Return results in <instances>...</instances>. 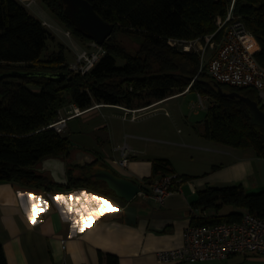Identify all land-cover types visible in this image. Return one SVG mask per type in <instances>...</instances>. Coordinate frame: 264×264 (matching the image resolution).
I'll list each match as a JSON object with an SVG mask.
<instances>
[{
	"label": "trees",
	"instance_id": "1",
	"mask_svg": "<svg viewBox=\"0 0 264 264\" xmlns=\"http://www.w3.org/2000/svg\"><path fill=\"white\" fill-rule=\"evenodd\" d=\"M98 14L115 24L113 35L102 45L107 54L86 75L71 72L66 47L46 55L55 37L43 21L18 0H0V182H19L30 188L58 186L39 172L47 158H71L74 145L49 126L60 111L76 105L81 111L96 105L143 109L184 93L190 88L212 103L205 120V137L239 149L253 148L264 158V128L252 124L250 107L240 98L223 96L211 76L201 72V54L169 45L170 39L190 42L215 34L217 20L234 14L245 22L260 45L256 57L264 67V0H89ZM51 13L72 33L93 41L65 15L61 0H42ZM118 23L122 24V28ZM122 33L140 44L136 53L117 40ZM223 32L216 34L221 40ZM122 61V63H120ZM67 74L65 80L57 75ZM211 80H209V78ZM62 78V77H61ZM224 93H239L259 103L255 90L219 84ZM98 161L96 162V164ZM94 164V165H96ZM68 168L69 184L63 188H90L114 195L106 182ZM176 173L168 159L154 161L152 184L158 176ZM149 194V190L143 187ZM196 205L220 212L225 206L246 210L264 218V190L254 193L242 184L209 187L198 193ZM241 211L196 220L193 225L239 221ZM114 263L113 257L109 258ZM0 264H8L0 245Z\"/></svg>",
	"mask_w": 264,
	"mask_h": 264
},
{
	"label": "crops",
	"instance_id": "2",
	"mask_svg": "<svg viewBox=\"0 0 264 264\" xmlns=\"http://www.w3.org/2000/svg\"><path fill=\"white\" fill-rule=\"evenodd\" d=\"M256 43L259 51L257 40ZM192 95L199 98L193 108L209 109L212 101L209 99L206 108H201L200 94L189 88L180 95L154 104L150 108L152 110L143 111L137 121L124 120L125 107L101 104L81 111L79 116L67 122L64 135L69 132L67 137L73 145L72 136L78 137L80 132L68 131L69 123L80 120L78 123L84 130L88 125L84 126L83 121L89 124V147L86 146L87 141H78L71 158H61L69 162L68 168L73 166L70 162L75 160L77 154L86 152L95 157L94 164L98 161L96 165L93 164L95 170H110L148 188L149 194L144 192L131 203L137 208L135 224L128 223L125 209L111 196L90 188L54 186L40 189L26 187L15 181L0 182V245L3 246L8 264H61L64 261L67 264H110V257H113L114 263L117 260L118 264H158V252L182 246L187 229L196 220L237 211L247 212L237 208L224 212L225 207L220 212L204 211L196 205L198 193L209 187L242 184L250 192L264 190V158L259 157L253 148L239 149L207 139L205 128L202 132L197 131L198 125L205 127V121L200 124L194 119L199 118L202 112H195L193 118V115L184 111V103H179L180 108L174 107L173 112L168 109L169 103L179 102ZM76 107L72 104L62 109L58 121L68 118L71 111L67 110ZM95 112L101 115L95 116ZM160 112H164L172 122L186 121L193 132L184 136L183 142L158 139L156 136L160 130L165 131L164 127H160L159 122L143 119L149 114ZM88 115L91 117L89 122L82 120ZM158 144L181 147L190 163L179 166L165 150L159 149ZM124 148H127L129 161L126 167H121L117 161L124 158ZM197 155L200 161L194 163ZM157 159L170 160L176 174L184 179L175 187L176 192L167 198L163 207H159L152 198L151 185L145 183L146 179L153 176L154 161ZM85 168L90 171V166ZM83 192L95 196L100 203H88L83 197L78 202L76 197ZM29 194L37 198L38 207H33ZM58 194L65 196L68 203H58L54 199ZM44 201L47 202L46 207ZM69 205L72 211H69ZM85 207L95 209L98 215H88ZM78 220L79 224L76 223ZM63 240H66V245ZM207 263L264 264V256L235 255L223 261Z\"/></svg>",
	"mask_w": 264,
	"mask_h": 264
},
{
	"label": "built area",
	"instance_id": "3",
	"mask_svg": "<svg viewBox=\"0 0 264 264\" xmlns=\"http://www.w3.org/2000/svg\"><path fill=\"white\" fill-rule=\"evenodd\" d=\"M27 8L37 4L36 0H25ZM218 30L211 35L214 40L217 33L224 30L223 43L217 53L208 63L211 78L218 84L235 88L253 89L259 97V106L264 109V67L256 57L257 50H252L247 38L255 42V36L248 30L242 18L235 16L234 5L231 7L227 18L218 20ZM45 25V24H44ZM68 38L72 39L69 31ZM170 44L182 42L170 39ZM174 42V44H173ZM93 50H80L75 63L69 66L71 72L88 74L95 65L107 54L105 48L94 42ZM185 52H191V46L185 45ZM205 65V52L201 56V71ZM206 96L200 95V107L206 108ZM154 105L143 109H125L124 120L137 121L143 111L152 110ZM81 110L75 108L68 118L61 119L49 126L57 133L62 134L70 118L79 116ZM127 148H124V158L117 161L121 167L128 164ZM183 178L176 174L163 175L151 185L152 198L159 207H163L167 198L172 196L175 187L183 182ZM66 245V240H63ZM264 256V218L250 212H244L239 221L221 222L217 224L191 225L185 234L184 244L180 247L162 250L157 254L158 264H196L226 260L235 255ZM61 264H67L66 261Z\"/></svg>",
	"mask_w": 264,
	"mask_h": 264
},
{
	"label": "rangeland",
	"instance_id": "4",
	"mask_svg": "<svg viewBox=\"0 0 264 264\" xmlns=\"http://www.w3.org/2000/svg\"><path fill=\"white\" fill-rule=\"evenodd\" d=\"M18 1L21 2L26 7V4L24 3L25 0H18ZM36 3L37 4H33L32 7H30V8L26 7V8L28 9V11L32 15L41 19L43 21V23L45 24V26L50 30V32L55 37L54 40H51V42H49V49H48L46 55H49L50 53H52L54 51H59L60 50V44H63L67 50L66 53H67L68 62H69V66H70L71 64L75 63L76 57H77L78 53L80 52V50L89 49L90 51H92L94 49L92 44H94L95 41H84V40H82V39H80L74 35H72L73 36L72 39L68 38V36L66 34L69 32V30L63 25V23H61L59 21V19L56 16H54L51 13L49 8L42 2V0H36ZM217 23H218V21H217ZM118 25L120 28L123 27L122 24H120V23H118ZM217 27H218V24H217ZM222 32H223V36H222L221 40H216L215 38H214V40H212L211 35H209L203 39L198 38V39L192 40L190 42H184V43L178 42L176 44H174V42H173L174 46H172L170 44V42H169L170 40L168 41V43L171 47L177 48L180 51H184L185 45H190L191 51L200 53L201 56L205 52V65H204V69L202 71H204L208 76H210L209 70H208V63L210 62L211 58L217 53V51L220 49V47L223 43L224 30L221 31V33ZM114 39L117 40L123 47H125L128 51H131L132 53H136L140 49V44L138 42H134L132 39L126 37L122 33H117L115 35ZM248 42H249L252 50L258 49L257 43L251 37L248 38ZM79 46H80V48H79ZM120 63H122V61ZM208 78H209V80H211L210 77H208ZM195 102L198 103L199 98L195 95H192V96L187 97L186 99L180 100L179 102L176 101V102L169 103L168 109L173 112L174 107L180 108L181 106L179 105V103H181V104L184 103L183 104L184 111L188 115H193V118H194L195 112H197V111L202 112V115L199 118L198 117L194 118V119H196V121H198V123L201 124L202 121H205L208 110H200L197 108H193V105ZM73 110L74 109L70 108L67 111H73ZM90 115H92V114H90ZM90 115L84 117L82 120L85 119V120H88V122H89V119L91 118V117L89 118ZM94 115L99 116V115H101V113L95 112ZM149 119H151L152 122H159L158 125L160 127H164L165 131L162 132L160 130V133L156 137L158 139H163V140L168 141V142H172V143L183 142L182 138H184V136L188 135V133L193 132L192 127L189 124H187L186 121L174 120L172 122V121H170V119H168L165 116L164 112L163 113L160 112V113L149 114L143 120H149ZM129 121H131V120L129 119ZM78 122H80V120L79 121L75 120V121L69 123L70 128L68 131L72 130V131H75L77 133L78 132L81 133V134L78 133V137H75L73 135L72 139H74V141L73 140L72 141L74 142V145H78V143H79L78 141H87L86 146L89 147V134L87 133V130H89V124L87 122L85 123V121H83L84 126L88 125L87 129L84 130V129H82V126L79 125ZM140 126L143 127L145 125L141 124ZM204 128H205L204 126L198 125L197 131L202 132L204 130ZM64 132L62 133L63 136H65V135L67 136L69 133V132H67L64 135ZM157 146L159 147L160 150H162V151L165 150V153L169 155V158L173 157L179 166L185 165V164H187V162L190 163V160H187L184 149H181V147L172 146V145H163V144H158ZM86 150L89 151V148H86ZM199 159L200 158L197 155L194 163H198L200 161ZM92 168H93V170H95V166H93ZM73 172L75 173V175H82V174H86V173L88 174L89 168L85 169L83 171H80L77 169V170H73ZM254 193H258V192H254ZM233 208H235V207L225 206L224 212H227L228 210H232ZM196 264H213V263H196Z\"/></svg>",
	"mask_w": 264,
	"mask_h": 264
},
{
	"label": "water",
	"instance_id": "5",
	"mask_svg": "<svg viewBox=\"0 0 264 264\" xmlns=\"http://www.w3.org/2000/svg\"><path fill=\"white\" fill-rule=\"evenodd\" d=\"M65 5V15L71 19L77 29L86 33L93 41L103 45L114 33L115 24L105 21L96 11L95 6L89 0H61ZM58 80L66 79L67 74L57 75ZM62 77V78H61ZM219 92L223 96L238 97L243 100L252 112V124L264 128V109L259 103L251 98L235 93H224L223 89L217 84ZM93 155L86 152L77 154L75 160L70 164L73 166L88 167L95 163ZM68 164L61 158H47L42 161L40 173H49L58 186L69 184ZM97 180L107 183L109 189L113 191V200L126 211L128 223L137 222V208L131 203L138 197L144 195L143 186L136 182L120 177L110 170H99L92 174Z\"/></svg>",
	"mask_w": 264,
	"mask_h": 264
},
{
	"label": "snow or ice",
	"instance_id": "6",
	"mask_svg": "<svg viewBox=\"0 0 264 264\" xmlns=\"http://www.w3.org/2000/svg\"><path fill=\"white\" fill-rule=\"evenodd\" d=\"M81 197H83L88 203H92V202H95L96 204L100 203V201L95 196H92V195L88 194L87 192L81 193L79 197H76V200L79 202L81 200ZM29 199L32 202L33 207L39 206L37 203V198L35 196H33L32 194H29ZM54 199L57 200L58 203H68L67 198L63 195L58 194L56 197H54ZM43 203L46 207L47 202L44 201ZM69 211H72L71 205H69ZM85 212L88 215H98V213L95 209H90L87 207H85ZM31 218H32L31 212H29V219H31ZM76 223L79 224L80 221L78 220V221H76ZM80 230L83 231V228H81Z\"/></svg>",
	"mask_w": 264,
	"mask_h": 264
},
{
	"label": "bare ground",
	"instance_id": "7",
	"mask_svg": "<svg viewBox=\"0 0 264 264\" xmlns=\"http://www.w3.org/2000/svg\"><path fill=\"white\" fill-rule=\"evenodd\" d=\"M249 38V37H248ZM248 38H247V42H248Z\"/></svg>",
	"mask_w": 264,
	"mask_h": 264
}]
</instances>
